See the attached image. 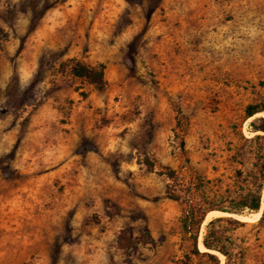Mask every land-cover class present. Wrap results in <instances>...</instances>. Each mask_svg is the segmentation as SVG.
<instances>
[{"label":"rangeland","instance_id":"1","mask_svg":"<svg viewBox=\"0 0 264 264\" xmlns=\"http://www.w3.org/2000/svg\"><path fill=\"white\" fill-rule=\"evenodd\" d=\"M76 61L104 64L102 89L69 74ZM73 93L94 97L81 124ZM49 96L65 107L53 128L84 125L87 152L32 147V114ZM247 104H264V0H0V264H211L181 230L184 198L164 188L220 211L261 183L263 133L248 123L264 110L248 120ZM77 151L104 162L103 197L69 194L52 172ZM30 176L36 207L19 208ZM263 208L264 180L258 210H207L198 250L208 221L230 217L211 225L229 264H262Z\"/></svg>","mask_w":264,"mask_h":264},{"label":"crops","instance_id":"2","mask_svg":"<svg viewBox=\"0 0 264 264\" xmlns=\"http://www.w3.org/2000/svg\"><path fill=\"white\" fill-rule=\"evenodd\" d=\"M71 97L73 102L68 109L70 112L69 119H74L76 117L78 123L81 124V121L83 120L86 122V119L83 118L87 113L94 109V97L87 95L84 98H80L77 93H73ZM79 98L80 100H78ZM62 101V97L56 98L55 96H49L37 105L36 111L32 114L33 144L31 145L38 149H52L56 152L61 148L71 149L73 147L75 148L76 145H79L80 150H86L87 152V144L80 143V137L78 136L80 135L79 129L84 125L78 124L76 126V124H73V122L70 121L64 124L60 123V125L64 126L67 130L59 131L61 128H53V125L58 121L57 119H59L65 111V107L63 106V103H61ZM90 104L91 107L88 106ZM56 129L58 130V134ZM84 133H87V131ZM54 136H58L60 140H54L53 142L52 138ZM93 144L96 145L95 142ZM80 155L81 153L77 151L76 155L71 156L68 159H63L62 166L53 169L52 172L56 173L59 177H62L63 180L70 182L68 185L69 194L77 193L81 196L85 192L88 196H94L96 198L100 196L103 197L105 194L102 195L99 182H104V174H101L98 170L100 165H104V162L95 154L92 156H83L84 158ZM37 180L38 176H30L26 183H21L20 188L16 189L17 197L20 198V201L22 202L18 206L19 208L36 207L32 201V198L34 197H32V195L33 189L36 188ZM23 191L25 192L23 193ZM24 196L27 198L30 197L29 201H27L26 198L24 199Z\"/></svg>","mask_w":264,"mask_h":264},{"label":"trees","instance_id":"3","mask_svg":"<svg viewBox=\"0 0 264 264\" xmlns=\"http://www.w3.org/2000/svg\"><path fill=\"white\" fill-rule=\"evenodd\" d=\"M103 68H104V64L101 62L90 66L76 61L72 65H70L69 74L74 77L83 78L89 83L93 84L97 89H102L104 85ZM263 110H264V104H260V105L247 104L244 108L245 118H251L256 114L263 112ZM256 122H258L259 124H256ZM263 123H264V118L258 117L251 120L248 123V125L252 128L253 131H261L263 133V138H264ZM254 137L262 138V136L259 135H255ZM260 158H261V162L259 164L258 170L260 173L259 179L261 180V183L256 185L254 188L246 187L245 190H241V192H239L233 198L232 207L229 208V210L218 208L220 211L228 212V213H240L244 209L254 210V211L258 210L257 208L259 206V189L260 186L262 185V180H264V152L263 154H261ZM166 176L171 181H177L176 174L173 170L168 169L166 172ZM181 191L182 190H180V192H177V190L171 188L169 184H166L164 188V193L166 198L173 201L182 200L184 198L183 207L181 209L179 216V223L182 232L188 235L191 239L190 242L191 253L195 255H202L206 257L211 262V264H217V258L215 254L211 252V251H217L226 257L224 264H229L227 260L228 253L224 244V237L221 233L217 231H213L211 225L214 222L220 220H225L235 223H238V220L230 217H215L209 220L206 226L205 233L200 241L203 247L205 248V250L203 251L198 250L197 234H198L199 225L203 220V217L207 212V210L212 211L211 210L212 208H207L202 206V204L199 203L197 200L185 198L184 197L185 193H181ZM263 215H264V208L260 218H262ZM130 245H131L130 239L127 238L124 232L121 230L117 235V247L128 248L130 247ZM262 264H264V260Z\"/></svg>","mask_w":264,"mask_h":264},{"label":"bare ground","instance_id":"4","mask_svg":"<svg viewBox=\"0 0 264 264\" xmlns=\"http://www.w3.org/2000/svg\"><path fill=\"white\" fill-rule=\"evenodd\" d=\"M250 118H248V120H249ZM260 212H261V210H259V211H256V214H260ZM211 213H214V214H223V212H221V211H211ZM237 215V214H236ZM200 246L202 247V248H204L203 247V245L200 243Z\"/></svg>","mask_w":264,"mask_h":264}]
</instances>
